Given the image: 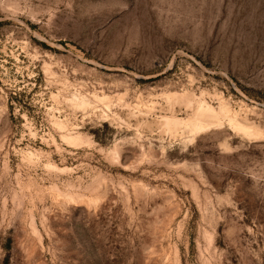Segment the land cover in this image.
Here are the masks:
<instances>
[{"label":"rangeland","instance_id":"obj_1","mask_svg":"<svg viewBox=\"0 0 264 264\" xmlns=\"http://www.w3.org/2000/svg\"><path fill=\"white\" fill-rule=\"evenodd\" d=\"M0 264H264V0H0Z\"/></svg>","mask_w":264,"mask_h":264},{"label":"bare ground","instance_id":"obj_2","mask_svg":"<svg viewBox=\"0 0 264 264\" xmlns=\"http://www.w3.org/2000/svg\"><path fill=\"white\" fill-rule=\"evenodd\" d=\"M221 108V107H220ZM221 110H223V109H221ZM200 113H201V115H205L206 113H210V114H212L211 116H213V118L214 119H217V116L215 115V113H214V111H212V110H210L209 108H205V107H200ZM223 112V111H222ZM225 113L227 112V113H229V111H227V110H225L224 111ZM226 113V114H227ZM221 114V113H220ZM218 115H219V113H218ZM222 115H224V114H222ZM229 118H228V120L230 119V121H231V119L232 118H230V116L229 115H227ZM225 117V116H224ZM233 121V120H232ZM208 127V125H205V126H202V125H200V123L198 122V123H194V127L198 130V129H201V128H203V127ZM240 128L242 129V131L244 132V133H246V134H257V132L256 131H254L252 128H245V127H242V126H240ZM247 136V135H246Z\"/></svg>","mask_w":264,"mask_h":264}]
</instances>
